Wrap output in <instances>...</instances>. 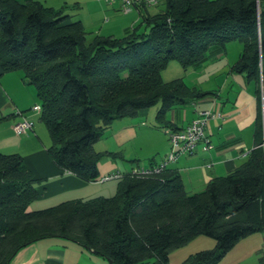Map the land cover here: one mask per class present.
<instances>
[{
  "label": "trees",
  "instance_id": "16d2710c",
  "mask_svg": "<svg viewBox=\"0 0 264 264\" xmlns=\"http://www.w3.org/2000/svg\"><path fill=\"white\" fill-rule=\"evenodd\" d=\"M164 5L154 15L137 6L148 31L135 27L115 38L89 37L80 21H68L64 7L0 0L1 71H19L35 88L36 113L51 139L50 159L85 182L100 177L103 154L93 145L113 120L159 103L156 120L166 129L167 111L201 96L181 77L161 78L171 60L183 70L196 68L210 47L236 40L242 50L233 68L264 99V0H164ZM24 113H18L22 119ZM262 144L260 120L245 161L199 192L188 193L180 176L166 168L150 177L124 175L112 197L42 210L30 209L37 192L22 156L0 152V264L51 237L77 242L112 264H168L170 251L200 235L213 238L215 247L180 264H218L239 241L264 232Z\"/></svg>",
  "mask_w": 264,
  "mask_h": 264
},
{
  "label": "crops",
  "instance_id": "0c3cea01",
  "mask_svg": "<svg viewBox=\"0 0 264 264\" xmlns=\"http://www.w3.org/2000/svg\"><path fill=\"white\" fill-rule=\"evenodd\" d=\"M37 1L55 9L64 7V11L70 15L68 21H80L89 37H122L141 18V11L137 7L124 13L119 0L111 4L104 0ZM241 50V43L234 42L227 43L224 48L210 47L207 60L202 65L187 69H193L190 75H194L195 79L191 78L190 82L185 83L195 87L202 93L201 96L176 104L167 111L165 120L168 126L166 129L169 130L184 128L200 112L206 110L219 112L221 115L210 120L205 133L211 148L204 150L205 141H199L192 153L182 154L167 165L168 170L180 176L188 193L199 192L213 178L228 174L245 161L248 153L255 147L257 124L260 120L264 121V99H259L257 85L248 80L244 73L233 68ZM7 75L0 68V152L21 155L31 171L37 192V197L30 204L31 210H42L72 200L112 197L117 191L118 181L102 180L105 175L115 171L127 172L140 164L155 165L170 150L167 134L163 133L164 129L155 116L159 104L155 108L142 109L134 116L117 118L104 130L99 139L102 141L99 147H95V144L100 141L93 146L96 152L104 153L99 159L101 164L98 163L100 177L96 181L85 182L52 162L47 153L51 144L42 126L35 122L37 117L39 119V114H26L37 103L35 88L30 90L29 87L33 86L26 84L21 76V82L15 81L14 85V80L7 78ZM22 84L27 89L26 93ZM18 86H21L22 94L18 92ZM19 112H25L26 118L33 122V129L22 135H15L12 126L22 120ZM148 157L152 159H147ZM249 237L251 236L239 241L228 254L233 253ZM169 261L171 264H178L174 258ZM9 264L109 262L77 242L51 237L28 244L15 254Z\"/></svg>",
  "mask_w": 264,
  "mask_h": 264
},
{
  "label": "rangeland",
  "instance_id": "374dc122",
  "mask_svg": "<svg viewBox=\"0 0 264 264\" xmlns=\"http://www.w3.org/2000/svg\"><path fill=\"white\" fill-rule=\"evenodd\" d=\"M163 8H164V2H160L157 6L147 7L146 12L149 15H154L157 12H159L160 10H162ZM142 12L145 14L143 9H142L141 13ZM121 14H122V12H121ZM135 27L139 33H144V32L146 33L148 31V28H147L146 24L144 23L142 17L138 18L137 24L135 25ZM135 27H132V28H135ZM232 42L239 44V42L236 40H234ZM192 70L193 69L183 70L177 61L171 60L166 65V67L161 70L160 75L164 81H169L171 79L181 77L187 83V82H190L192 79H195L194 75H193V77H191V75H190V72H193ZM5 74H8L7 78H12L14 80V85H15V81L16 82L19 81V83L21 82V79H20L21 73L19 71H9V72H5ZM21 86H23L24 91L26 93V90H27L26 87H24L23 84ZM21 86L17 87V90L20 94H22L21 93ZM30 86H32V85H30ZM33 88L34 87H29L30 90H33ZM156 106H157V104L152 106V107L155 108ZM29 113L37 115L36 112H33L31 110H28L26 114H29ZM35 122H36V125L40 124V126H42L44 133L46 134V138L49 141V143L51 144V139L49 137V133L46 129L45 124L40 119H38V117L35 119ZM164 132H166L165 129H164L163 133ZM14 134H15V132H14ZM99 141L100 140H98L96 143H98ZM101 142L102 141H100L98 144H95V147H99V144H101ZM94 150H96V149H94ZM101 154L104 155V153H101ZM147 159L151 160L152 158L148 157ZM98 163L101 164L100 160ZM140 165H142V164H140ZM113 181L117 182V179H114ZM249 236H251V237H249V239H246V241H244L241 245H239L233 253L228 254L229 253L228 252L227 253L228 255L226 254L222 258L223 261L221 260L218 264H264V232H256V233H253ZM243 246H245V247L242 248ZM214 247H215V240L213 238L200 235V236H197L194 239L190 240L189 242H187L183 246H181L179 248H175L174 250L170 251L169 260L174 258V261L176 260L177 263L179 264L183 261V259L187 258L191 254H194V253L199 252V251H204V250H212ZM181 257H182V259H181ZM168 264H171L170 261L168 262Z\"/></svg>",
  "mask_w": 264,
  "mask_h": 264
},
{
  "label": "built area",
  "instance_id": "2783aa9c",
  "mask_svg": "<svg viewBox=\"0 0 264 264\" xmlns=\"http://www.w3.org/2000/svg\"><path fill=\"white\" fill-rule=\"evenodd\" d=\"M111 4L115 0H104ZM121 2V10L126 13L131 8L137 6L154 7L157 6L160 0H119ZM34 112H40V106L34 104L31 108ZM221 117L219 112L212 110H206L200 112L187 126L179 130L165 129L167 134L170 150L162 158V160L151 166L136 165L133 166L127 172L115 171L105 175L102 180L120 179L124 175L129 174L130 176L136 177H150L153 175L160 174L167 168L170 162H173L178 156L182 154H190L194 151L197 143L204 140V150L211 148L210 142L205 137V133L208 129L209 122L212 118ZM33 122L27 118H23L21 121L13 124L12 129L17 134H23L32 129ZM264 145V144H262Z\"/></svg>",
  "mask_w": 264,
  "mask_h": 264
},
{
  "label": "water",
  "instance_id": "95a60500",
  "mask_svg": "<svg viewBox=\"0 0 264 264\" xmlns=\"http://www.w3.org/2000/svg\"><path fill=\"white\" fill-rule=\"evenodd\" d=\"M109 264H112V261L111 260H108Z\"/></svg>",
  "mask_w": 264,
  "mask_h": 264
}]
</instances>
